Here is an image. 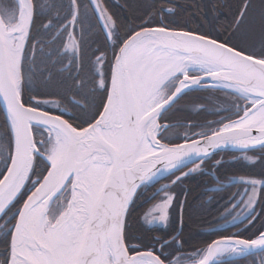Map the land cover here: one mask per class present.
I'll list each match as a JSON object with an SVG mask.
<instances>
[{
  "label": "snow or ice",
  "instance_id": "obj_1",
  "mask_svg": "<svg viewBox=\"0 0 264 264\" xmlns=\"http://www.w3.org/2000/svg\"><path fill=\"white\" fill-rule=\"evenodd\" d=\"M228 7L221 31L192 27L175 0L139 24L104 0H0V264H264V0ZM194 92L231 99L215 121L171 123ZM229 146L261 171L229 177L234 192L214 177L205 194L249 235L188 250L175 189L222 167L208 166Z\"/></svg>",
  "mask_w": 264,
  "mask_h": 264
},
{
  "label": "trees",
  "instance_id": "obj_2",
  "mask_svg": "<svg viewBox=\"0 0 264 264\" xmlns=\"http://www.w3.org/2000/svg\"><path fill=\"white\" fill-rule=\"evenodd\" d=\"M220 4L219 12H210L209 11V0H175V4L179 5L184 11L182 14V19L191 20L195 16V21L191 23L192 27H196V23H203L205 28L208 27V22H211L212 26L221 30V25H227L231 19L230 8L228 6H234L236 0H218ZM85 3V2H84ZM105 5L108 7L111 13H114L122 21H125L129 24H139L140 17L145 16L146 12L149 10L148 6L152 3H156L157 6H160V0H104ZM256 3V2H255ZM259 5V3H258ZM165 7L169 6L167 4ZM198 8L200 9L198 11ZM204 12H208L207 20L203 15ZM91 18V13H89ZM94 22V20H93ZM98 32L99 29L94 30ZM94 46V45H93ZM71 110V105H69ZM0 112L2 108L0 106ZM0 125H2V119H0ZM235 153L232 151L221 152V154H230ZM220 154V153H217ZM217 154L214 156L216 157ZM213 157V158H214ZM223 166L214 169V173L210 171L208 176H196L194 178H189L184 181L183 185L177 187L175 191L177 193L186 192L187 200L185 210L182 217V239L186 241L185 247L188 250H192L197 247H203L206 243L211 240L220 237V235H214V231H206L204 227L208 226V222L214 220L218 214H220L221 206L224 201L219 200V197L209 200L208 196L212 193L205 194L206 187L213 188L214 185V176H218L220 180H224L228 176L234 175H243V174H254V165L247 164H222ZM210 168V166H208ZM4 171L3 164L0 167V172ZM157 186V185H156ZM151 194V191L148 193ZM222 191L220 195H223ZM26 197V196H25ZM24 197V198H25ZM181 199L184 198L183 194L180 196ZM19 205V204H18ZM179 212L177 208L173 213V218L176 221L171 228H174L175 231L178 229L179 223ZM154 229V235L163 234V229L160 226H151ZM204 228L203 230H201ZM200 229V231H198ZM221 231V230H220ZM244 238H247L249 233L243 232ZM174 234V233H173ZM222 235V234H221ZM2 248V245L0 246ZM256 256H259L257 254ZM255 258V256H249L246 258H236L234 260H226V264H244L247 260Z\"/></svg>",
  "mask_w": 264,
  "mask_h": 264
},
{
  "label": "rangeland",
  "instance_id": "obj_3",
  "mask_svg": "<svg viewBox=\"0 0 264 264\" xmlns=\"http://www.w3.org/2000/svg\"><path fill=\"white\" fill-rule=\"evenodd\" d=\"M41 2H43V0H41ZM65 2H67V0H65ZM83 2L87 3V0H83ZM256 2V3H255ZM253 3L255 6H259V0H253ZM96 45H94L93 47H95ZM229 97H225L222 93H209V92H194L189 94L188 96L184 97L181 101H180V106L183 108L182 111H178L175 112L174 114H171V120L170 122L173 124L176 123H183L185 125H191L194 123H199V124H203L206 122H211V121H215L217 119H219L218 115L215 114H210L212 112V110L215 109H219L222 107H226L228 105V103L230 102ZM204 107L207 108L209 111H201L200 109ZM179 131L181 133H183L185 131V129L181 128L179 129ZM195 131H199V129H196ZM249 156H256L258 155V153L255 152H251L249 151L247 153ZM216 160H220L222 162V164H247V165H253L247 161H245L244 159L241 158V152H235V153H230V154H217L216 157H214L210 162H209V166H211L212 164L215 163ZM2 164H0L1 167ZM254 174H243V175H234V176H249V175H256L257 173H259L261 171V167L259 164L254 165ZM210 171L212 173H214V169L210 168ZM216 177V176H214ZM232 177V176H230ZM35 178V177H34ZM228 178H225L224 180H220L223 182V184L227 187L230 188L231 191H236V188L231 187L228 184ZM161 180V179H160ZM170 183V181L168 179H164L162 181H159V183L157 184V188L158 187H162L164 184ZM214 185L213 188L218 187V183L217 181L214 179ZM224 203L221 206V210H220V214H218V216L212 220L208 222V226L202 228L201 230H203V232L206 231H214L216 233L213 234L214 235H232L233 233L240 231L242 232L244 227L246 225H240L239 228H233L230 227L229 225L225 224L224 221L221 219V216L224 214L225 212V208H224ZM20 205H17V207H19ZM15 209H13L14 211ZM237 211H241V209H237ZM230 219V218H229ZM0 223H3V221H0ZM155 226V225H153ZM159 226V225H156ZM161 227V226H160ZM221 229H225L224 231H220ZM200 231V229L198 230ZM0 239H2V234H0ZM1 246V245H0ZM1 248V247H0ZM260 255L259 256H255V258H252L250 260H247L244 264H258Z\"/></svg>",
  "mask_w": 264,
  "mask_h": 264
},
{
  "label": "water",
  "instance_id": "obj_4",
  "mask_svg": "<svg viewBox=\"0 0 264 264\" xmlns=\"http://www.w3.org/2000/svg\"><path fill=\"white\" fill-rule=\"evenodd\" d=\"M1 106V108H2V105H0ZM225 151H232V152H240L239 150H236V149H233V148H231V146H229L228 148H225V149H223L222 151H219L218 153H220V152H225ZM185 170H187V169H185ZM0 178H2V177H0ZM161 179H163V178H161ZM26 199V198H25ZM181 226H182V223H181V213H180V218H179V229L177 230V232H180L181 231ZM175 234V233H174ZM219 238V237H218ZM218 238H215V239H218ZM226 260H227V258H225ZM236 259V258H235Z\"/></svg>",
  "mask_w": 264,
  "mask_h": 264
},
{
  "label": "flooded vegetation",
  "instance_id": "obj_5",
  "mask_svg": "<svg viewBox=\"0 0 264 264\" xmlns=\"http://www.w3.org/2000/svg\"><path fill=\"white\" fill-rule=\"evenodd\" d=\"M179 218H180V212H179ZM178 229H179V223H178ZM178 229H177V230H178ZM181 229H182V226H181ZM180 232H181V231H180Z\"/></svg>",
  "mask_w": 264,
  "mask_h": 264
}]
</instances>
